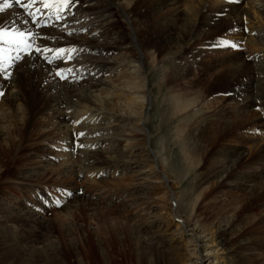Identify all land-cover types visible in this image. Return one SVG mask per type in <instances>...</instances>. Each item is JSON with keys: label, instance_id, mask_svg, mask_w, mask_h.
I'll use <instances>...</instances> for the list:
<instances>
[{"label": "bare ground", "instance_id": "bare-ground-1", "mask_svg": "<svg viewBox=\"0 0 264 264\" xmlns=\"http://www.w3.org/2000/svg\"><path fill=\"white\" fill-rule=\"evenodd\" d=\"M37 7L41 8L38 18L55 13L54 10L42 8L40 4H36L32 10L35 11ZM141 10L144 11L143 14ZM60 16V23L42 28L36 27V23H31L14 4L0 12V27L14 25L22 31L32 33L29 41L32 52H20V59L4 73H0V97L3 95L0 108L7 105L8 111H18V101H21L26 107V113L30 114V120L36 117L37 111L39 114L46 113L48 128L43 133L57 134L60 137V145L65 148L73 150L75 144L73 153L82 158L84 168L87 167L85 172L110 167L114 172L120 167L130 170V164L143 162V159H139L145 156L149 167L134 171V181L142 180L143 183L146 181L158 186L162 195L152 199L156 202L161 197L168 198V195L173 198L175 195L172 189L166 186L167 181L157 177L154 179V164H160L163 170L165 166L151 155L146 143L147 134L141 127V124L146 122L144 113L150 99L146 93L149 84L145 73V66L150 62L152 66H161V76L168 80L186 84L188 79L192 78L196 87L204 89L199 93L182 96L168 111L174 110L176 115L182 116L180 121L184 129L175 131L176 136L187 133L188 142L196 140L208 147H215L212 157L223 160L222 164H217L218 166L209 173L208 180H225V175L236 167L250 168L254 164H260L262 167L258 173V186L264 191V141L250 142L253 140L250 134L256 135L254 129L264 126V0H70L67 9L61 12ZM200 19L211 28L213 36L223 37V40L228 37L227 41L235 45L244 42V48L253 50L254 53L245 54L243 57L231 53L227 55L222 45L209 47L210 50L216 48L220 51L208 50L203 39L206 40L210 34L203 38L204 33L200 35L194 31ZM120 22L123 26L119 25ZM255 27L261 29L255 31ZM188 48L190 52H185ZM61 49L64 50L63 53L56 51ZM129 50L135 52V57L129 56ZM110 52H117V56H111ZM219 54L226 57H219ZM12 55L15 56L16 53ZM249 57L251 61L245 63L244 60ZM198 70L204 77V85L202 80L197 78ZM75 71L80 79L74 82L73 80L77 79ZM216 80L233 85L231 119L221 121L216 118L217 112L207 107V84L212 85ZM34 104H39L40 109ZM203 110L213 112L207 116L209 122L206 127H203V122L207 117L196 121L197 114ZM212 118L218 121L211 123ZM131 120H136L137 124L130 128L129 132L124 130L125 135H110L120 124L128 125ZM89 121H96L95 125L104 122L106 124L101 127L97 125L98 134H94V130L87 133L89 127L86 128L84 124L88 126L89 123H86ZM23 122L27 123L28 120ZM7 123L5 119H0V127L6 129L2 132L0 154L6 156L9 155L8 150L14 147L13 143H17V139L20 145L25 138L18 128L7 127ZM23 130L25 131V128ZM10 132H13L17 139H11ZM257 132L260 133V130L257 129ZM106 134H109L108 138L104 136ZM88 135L93 136L86 138ZM108 143H111L110 149L107 147L99 150L102 145ZM85 146H89L90 150L80 152ZM196 149L185 147L188 162ZM126 156L129 157L128 160ZM34 162L39 166L32 169V174L43 177V174L48 173L45 167L51 166L50 160L44 157ZM65 163L62 167L57 165L54 170L66 174L69 180L84 175L77 168L78 172L75 174L76 170L74 171L72 164L67 162L70 166H65ZM127 163L129 165H125ZM54 166L52 164V167ZM150 179L154 181L151 182ZM133 187L137 189L138 186L134 184ZM233 187L236 188V185ZM237 188L244 191L247 186L238 183ZM12 204L14 206V203ZM191 204L187 205L188 211L193 209ZM63 209L61 208L60 212ZM21 210L18 207L14 212L19 214ZM163 210L166 211L165 218H169L168 226H172L176 232L174 236L179 237L187 230L189 220H181L177 212L173 213V205L168 207L167 204ZM25 214L31 218L32 223L35 222V211L28 210ZM40 224L45 223L40 221ZM221 227L220 222L211 234V241L224 246L221 234L225 231L221 230ZM187 231L194 242H202L207 238L203 232H197V228ZM224 256L228 260L226 252ZM201 259L198 260L199 263ZM58 263H62L61 258L59 261L49 259L47 262ZM229 263L231 264L229 260L226 261V264Z\"/></svg>", "mask_w": 264, "mask_h": 264}, {"label": "rangeland", "instance_id": "rangeland-1", "mask_svg": "<svg viewBox=\"0 0 264 264\" xmlns=\"http://www.w3.org/2000/svg\"><path fill=\"white\" fill-rule=\"evenodd\" d=\"M141 13L144 11L141 10ZM202 20L195 22L194 31L200 35L204 33L203 38L210 34L206 40L203 39L208 50L209 47L222 45L227 55L231 53L243 57L254 53L253 50L244 48V42L235 45L227 41L228 37L225 40L223 37H214L211 28L204 20L202 23ZM119 25L123 26L121 22ZM258 29L261 28H254L255 31ZM254 34L256 36V32ZM214 50L220 51L216 48L210 51ZM185 52H190L189 48ZM110 55L117 56V52H110ZM135 55V52L129 50L130 57ZM206 55L213 57L207 53ZM218 56L226 57L223 54ZM244 61L248 63L251 57ZM161 71V66H152L150 62L145 66L149 84L146 93L150 99L144 113L146 122L141 124L142 130L147 134L146 143L151 155L165 166L163 170L160 164H154V179L157 177L167 181L166 186L175 195L173 198L169 195L168 198L161 197L158 199L159 203L152 200L162 195L159 187L146 181L143 183L142 180L136 182L132 175L134 171L149 167L145 156L139 159H143V162L130 164V170L120 167L114 172L110 167L112 169L85 172L87 167L84 168L82 158L75 156L72 149L61 146L57 134L43 133L48 128L46 113L39 114L37 111L36 117L30 120V114L26 113V107L21 101H18L20 111L13 109L14 112H10L7 105L0 108V119L8 121L7 127L18 128L25 137L19 145L17 136L10 132L9 136L11 139L16 138L17 143H13L14 149L8 150L9 155L0 154V264H47L49 259L59 261L60 258L61 264H226L228 260L231 264H264V191L259 189L257 179L262 165L236 167L225 175V180H208L209 173L217 164H222L223 160L212 157L215 147H208L196 140L188 142L187 133L176 136L175 131L184 129L180 121L182 116L176 115L174 110L168 111L182 96L199 93L204 89L196 87L192 78L186 84L172 82L161 76ZM198 72V80L204 79L200 70ZM75 76L77 77L76 71ZM79 79L80 76L73 81ZM201 83L206 84L204 80ZM207 85V107L217 112L216 118L221 121L231 119L233 85L220 80ZM2 98L3 95L0 100ZM34 105L40 109L39 104ZM211 111L203 110L197 114L196 121L213 114ZM216 118H212L211 123L218 121ZM25 119L30 124L24 123ZM84 120L85 118L83 122ZM206 121L203 122V127L208 124V117ZM95 122H87L88 126L84 124L86 128L89 127L87 133L94 130V134H98L99 123L95 125ZM105 124L106 122L98 126ZM136 124V120H131L128 125L120 124L110 135H125L123 131L129 132ZM257 129H254L256 135L250 134L254 140L250 142L264 141V126ZM3 131L6 129L0 127V145L3 143ZM108 135L104 136L108 138ZM92 136L88 135L86 138ZM186 146L197 148L190 155L189 162L185 157ZM107 147L110 149L111 143L102 145L99 150ZM85 150H90V147L85 146L80 152ZM43 156L50 160L51 166L45 167L48 173L43 174V177L36 176L32 174V169L39 165L34 161L38 162ZM126 158L128 160L129 157ZM64 162L65 166L72 164L75 174L78 169L84 175L69 180L66 174L54 170L57 165L62 167ZM52 164L55 166L52 167ZM118 179L123 180L117 181ZM154 179H150L151 182ZM114 181L117 183L113 184ZM238 183L247 186V189H238ZM134 184H137L138 190L133 187ZM49 194L53 198H48ZM44 200L48 202L45 203ZM189 203L193 206L192 211H188ZM167 204L168 207L173 205V213L177 212L181 220H189L187 230L197 228V232H203L207 238L202 242H194L187 230L175 237L176 232L172 226H168L169 218H165L166 211L163 210ZM18 207L22 209L19 214L14 212ZM61 208L64 209L60 212ZM28 210L36 212V223H32L31 218L25 214ZM150 217L154 219L150 221ZM40 221L45 224H40ZM216 222H221V230L225 231L221 234L224 246L211 241V234L218 224ZM225 252L228 260L224 256ZM198 258H202L200 263Z\"/></svg>", "mask_w": 264, "mask_h": 264}, {"label": "snow or ice", "instance_id": "snow-or-ice-1", "mask_svg": "<svg viewBox=\"0 0 264 264\" xmlns=\"http://www.w3.org/2000/svg\"><path fill=\"white\" fill-rule=\"evenodd\" d=\"M13 3L23 8L26 14L32 18L33 23H38L37 14L41 12V8L37 7L35 11H32L36 4H40L44 9L54 10L56 18L59 19L60 13L67 9L70 0H0V12L11 8ZM31 36L32 33L22 31L14 25L0 27V73H4L7 68H10L16 60L20 59L19 53L31 46L29 43ZM56 51L64 52L62 49ZM12 53H16V55L13 56ZM57 74L60 75V73Z\"/></svg>", "mask_w": 264, "mask_h": 264}]
</instances>
